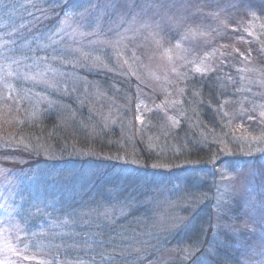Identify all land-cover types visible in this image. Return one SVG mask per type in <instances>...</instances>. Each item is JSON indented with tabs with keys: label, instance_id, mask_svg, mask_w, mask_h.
I'll list each match as a JSON object with an SVG mask.
<instances>
[{
	"label": "rangeland",
	"instance_id": "obj_1",
	"mask_svg": "<svg viewBox=\"0 0 264 264\" xmlns=\"http://www.w3.org/2000/svg\"><path fill=\"white\" fill-rule=\"evenodd\" d=\"M260 11L258 0H72L47 40L51 56L65 67L19 73L13 69L15 61L0 56L1 124L18 123L22 109L33 116L49 110L58 117L48 123L63 121L65 130L66 122H79L86 135L106 132L111 135L108 142L120 136L114 158L125 174L131 170L134 178L143 179L139 190L127 194L123 205L113 190L107 210L83 209L82 215L90 212L114 222L131 213L141 231L129 235L132 249H157L144 264H264V179L259 181L255 158L264 152ZM234 20L239 25H232ZM234 29L251 39L257 52L248 54L226 44L228 37L236 40L229 34ZM16 73L21 79L17 89L11 79ZM104 78L112 80L107 84ZM72 104L80 109L85 105L86 115ZM16 132L0 130L1 159H30L11 152L14 148L54 161L64 157L66 151L55 154L41 136ZM137 140L159 154L151 164L136 157ZM202 148L201 157H186L190 150ZM92 155L111 160L96 149ZM63 163L42 159L26 171L30 189L44 197L43 188L56 187L67 175ZM25 175L0 162L2 264L35 258L19 243L28 231L36 233L17 218L16 196L23 191ZM205 182L209 184L203 190L199 183ZM135 240L146 247L140 249L141 242ZM111 253L98 260L115 264Z\"/></svg>",
	"mask_w": 264,
	"mask_h": 264
},
{
	"label": "trees",
	"instance_id": "obj_2",
	"mask_svg": "<svg viewBox=\"0 0 264 264\" xmlns=\"http://www.w3.org/2000/svg\"><path fill=\"white\" fill-rule=\"evenodd\" d=\"M52 1L54 2L53 4H51ZM71 1L0 0V56H3L2 59L8 61L7 57H9L15 61L12 66L18 72H29L43 68L61 69L65 67V64L61 62L62 60H54V57L51 56L54 53L53 47L48 45L47 40L49 39L48 34L52 31L54 33L59 28L60 18L65 15ZM258 6L261 9L260 13L264 15V0H258ZM231 24L239 25L235 20L231 21ZM239 33L235 29L232 30L229 34L236 40L228 37L225 43L238 45L239 51L243 50L248 54H254V51L257 52L258 46L247 36L245 37L248 39L239 36ZM19 73L13 74L14 76L11 78L12 85L16 89L21 84V79L17 76ZM111 80L104 78L103 83L109 84ZM121 85L123 86V84ZM207 90L209 91L208 86L205 85L204 93L202 92L204 98H206ZM66 100L72 102L67 96ZM72 106H74L76 112L82 110V113L86 115L87 107L85 105L81 109L77 104H72ZM19 112L23 113L20 114L22 119L18 123L1 124L2 120L0 119V130L3 128L13 132L16 130L17 134L31 138L33 136H41L42 140L49 144L48 146L53 149L52 151L55 154L61 155L63 151L66 152L61 155L64 157L54 161L52 158H43L36 153L34 154L35 151L30 153L29 151L25 152L14 148L11 152L16 154L25 153L30 159L26 160L25 163H20L0 158V162L18 173H24V175L30 168L42 162V159L48 162L53 160L55 163L65 162L68 168H66L67 175L63 179L60 178L59 185L53 188H43L44 193L42 196L44 197L42 198L39 197L40 194L37 195L30 189L27 177L26 175L24 176V180H26L24 181L23 191L25 189L26 191H21L16 196L20 197L17 198L15 203L20 206L17 218L25 227L30 226L36 233L31 232L32 230L28 231V236L22 237L23 243H21V239L19 243L22 246H28L26 247L27 252L33 254L35 258L29 259V262L26 260L23 262L20 259L18 264H107L106 260L100 262L98 257L102 254L106 257L112 255V251L115 252L116 256L114 257V260L116 259L115 264H144L147 260H152L157 249L152 250L149 248L148 250V246L146 247L143 241L142 244L141 240H135L141 242L140 249L144 245L147 250L132 249L133 240H128L129 235L132 233L136 234L137 230H140L138 225L140 222L133 221L131 213L124 217H117L114 222L111 220L101 221L103 217L97 215L95 218L93 217L95 214L93 216L89 215L90 212L82 215L83 209L88 210L91 208L92 210L97 208L99 211L107 210V207L113 204V202L108 201L110 192L113 190L119 195L117 200L122 205L123 198L128 197L127 194L131 191L139 190L143 179L134 178L136 174L131 170L128 171V174H125L127 172L125 171L124 173L122 171L125 168L121 169L120 161L114 158L115 153H118L120 151L119 148H121L120 141L122 140L120 136H114V142H108V138L111 135L106 132H100L95 136H89L88 133L86 135L80 130L79 122H73L72 125L69 124V121L66 122V126L69 128L65 130L62 125L63 121L61 123L57 121L56 124L54 122L53 124L48 123L51 117L53 119L55 116L58 117L56 112L51 113L49 110L46 112L41 111L35 116L30 115L24 109ZM84 114L81 115L85 119L86 116ZM63 116L66 115L64 114ZM63 143L65 148H63ZM135 146L136 157L148 165L153 162L152 159L157 157L156 155L159 156L155 151L153 153L147 149L139 140L135 142ZM95 149L96 152L99 151L104 155L111 156V160L93 156L92 152H95ZM203 149L190 150V152L186 153V157L187 155L190 157H201L202 155L200 154H204ZM60 150L61 152H59ZM255 158H258L256 161L259 162L257 169L259 181H262L261 179H264V165L262 164L264 152ZM90 159L91 163L88 164L87 161ZM149 159L151 160L149 161ZM221 161L228 162L231 165L237 164L233 158H223ZM87 164L90 167L87 170L83 169ZM244 164H246L245 160L241 166ZM118 166L119 170L117 171L116 167ZM195 172L202 171L197 169ZM199 184L204 186V190L209 182ZM50 188L52 191H50ZM86 189H88V192H85ZM93 191H96L97 194L91 196L90 199L86 197V199L82 200L81 197L84 194L90 195ZM76 192L77 194L75 195ZM244 201V199L241 200L239 204L241 211L245 206ZM77 208H82L80 210L81 213L76 212ZM140 208L142 207L138 209ZM34 214L38 216L34 217ZM133 214L134 216L136 215L134 212ZM125 220L131 223L124 224ZM25 239L28 240L25 241Z\"/></svg>",
	"mask_w": 264,
	"mask_h": 264
},
{
	"label": "snow or ice",
	"instance_id": "obj_3",
	"mask_svg": "<svg viewBox=\"0 0 264 264\" xmlns=\"http://www.w3.org/2000/svg\"><path fill=\"white\" fill-rule=\"evenodd\" d=\"M0 264H2V262H0Z\"/></svg>",
	"mask_w": 264,
	"mask_h": 264
}]
</instances>
